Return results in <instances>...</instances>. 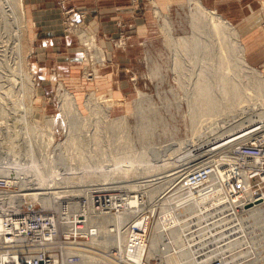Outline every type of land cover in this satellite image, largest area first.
<instances>
[{
  "label": "rangeland",
  "instance_id": "obj_1",
  "mask_svg": "<svg viewBox=\"0 0 264 264\" xmlns=\"http://www.w3.org/2000/svg\"><path fill=\"white\" fill-rule=\"evenodd\" d=\"M189 1L191 0L163 8L156 0H128L125 8L127 17L125 19L119 18L114 22L115 34L107 37L101 36L100 38L94 36V34H89L82 28L81 23L85 16L83 10L64 8L60 12L62 32L66 36L74 35L78 41L76 46L78 45L81 48L79 60L73 62L72 59L67 58L70 60L68 61L64 60V57L56 55H51L49 61V59H44L43 54H38L36 50L37 43L33 39L35 38L34 28L29 26L27 17H25L27 25L24 27L15 0H0V108L4 111L0 114V165L3 161L14 160V157L23 163L24 161L28 162L26 155L23 156V149L25 148L24 126L27 122L41 126L46 118L55 116L57 113L61 114V111L64 110V100L61 99L64 90L74 95L79 106L81 103L83 106V103L94 102L96 108H100L102 112L100 116V110L97 111L99 114L96 115V119L99 116L102 123L107 112V106L112 105L109 111L110 119L112 118L113 122L123 119L127 122H125L127 125L126 130L129 131L131 138L126 146L130 141L132 144H129L134 146L135 151H139L141 145L144 149L148 147L150 149L158 148L159 154L161 153L162 157L166 158L174 150L171 148L174 147L172 144L180 141L186 142L185 147L180 148L181 150H178L179 147L176 146V152L167 159L168 166L165 170L168 171V174L177 172V169L173 168L176 167V164H180L178 161H181L185 155L187 158L185 157L184 160H187L184 163H187L192 155L196 159L195 161L201 160L200 158L204 155H206L207 161L214 160L217 151L213 148L219 147L225 138L215 141L213 145H207L209 148H207V152L204 151L207 150L205 149V143L213 135L218 136V134L225 133L226 127V129L233 127L232 133L250 129L249 118L252 112L250 107L256 104L259 106L260 101L262 102L264 99V95L258 96L253 93V87H251L253 84L249 85L252 77L236 69L238 63L235 58L230 59L229 70L216 68L219 61L218 56L222 53L216 51L218 43L214 37L215 35L212 34L207 24L208 18L191 13L192 9L189 8L191 6ZM227 7L229 8L228 14L233 16L234 21L223 16L221 12H216L233 24L244 47L246 62L261 72L262 78H258V80H263L264 83V25H262L264 22L258 26H241L238 24L241 19H249V22H252L251 24L256 20L264 21V0H238V2L234 0L233 4L228 3ZM141 18L143 19V27L136 33V22ZM134 32L136 36L138 35L137 45H134L131 39ZM89 36L96 41L92 47L88 44L91 43V40L87 38V40H84L83 38ZM102 40L109 42V52ZM64 62L70 63L69 69L72 70L76 67L78 70L76 76L72 78L75 80L72 81L76 82V87H70L68 83L71 79L68 77L69 74L59 73L61 67L66 65H64ZM40 67H45L44 79L39 78L42 75L37 73ZM63 71L61 69V72ZM223 71L228 72V75L224 74L225 78L231 79L233 84L237 85L245 99L241 102L242 105L239 103L238 106L237 104L234 106L235 110L232 108L234 111L231 112V115L237 111L233 118L242 124L238 126L239 123L233 119L235 128L228 120L229 115L225 118L224 115L218 113V108L216 112L212 113L213 116L208 114L210 117L208 115L205 117V114L200 116L197 114L199 112H197L198 109L195 105L196 93L198 92L196 83L200 80V77L203 79L206 74L213 75ZM28 75L31 76L32 83L29 82L30 80L28 81ZM214 82L215 79L209 80L215 97L214 102H218L220 107H229V104L222 103L219 87H213V84L216 85ZM94 99H98L99 103H96ZM29 101L32 113L29 114L27 119H22L23 103H29ZM140 105L141 107H139ZM220 110L222 111V108ZM239 110L244 113L241 114ZM203 111L202 113H204ZM82 112L84 116L82 119L90 120L92 118L91 112L86 106ZM238 113L243 117L239 116ZM246 117H249L247 119L249 121L244 123ZM216 118L220 122L222 121V124ZM82 119L80 121L73 115L68 114L62 121H64V127L68 132L72 129L78 130L84 137H87V132L90 131L87 129L88 127L91 128L89 124L83 123ZM215 119L217 122H214ZM224 119H227L228 122ZM212 122L216 125H213ZM229 125H231L230 128H228ZM215 126L219 128L221 126L223 130L221 128L220 132L223 133H220L219 128ZM210 127L211 129H213L212 127L217 128L215 130L219 133L211 130L209 134ZM35 128L41 131V134L39 136L35 132L32 135V140L34 145L40 148V146H44L45 136L47 135L38 127ZM55 128L54 123L50 132H56ZM206 128L208 130L203 135L202 132ZM196 129H199V131ZM104 130L106 131L105 128L103 129L99 125L95 135L97 137L98 132L100 133L103 141L101 148L104 149L98 147L102 151L107 148L110 150L112 148L110 137L115 138L110 132H106L105 135ZM93 131L95 133V129ZM143 132H145L144 135H142ZM55 134L56 137H52L54 142L61 141L64 137V133L60 129H57ZM100 136L98 135V137ZM106 136L107 138H105ZM135 136H138V140ZM142 136L145 142L141 140ZM196 136H198L197 140ZM192 137L193 139H191ZM187 140L189 143L191 140L192 142L189 144ZM88 141L90 140L86 138L85 146H87ZM138 142L141 145H138ZM201 144L202 147L196 148ZM136 146L138 149H136ZM212 149L214 151H210ZM95 151L91 154L92 157L95 156L96 159L98 157L99 160L104 158V156L95 155ZM189 152H191V156ZM198 153L200 154L198 155ZM193 160L191 159L188 165ZM173 163H175L174 167ZM154 164H156L155 161ZM154 171L157 172V170ZM262 184L264 183L262 182ZM35 205L37 206V204Z\"/></svg>",
  "mask_w": 264,
  "mask_h": 264
},
{
  "label": "built area",
  "instance_id": "obj_2",
  "mask_svg": "<svg viewBox=\"0 0 264 264\" xmlns=\"http://www.w3.org/2000/svg\"><path fill=\"white\" fill-rule=\"evenodd\" d=\"M86 38L96 43L93 37ZM54 120L56 132L62 130L64 137L54 142L56 132L45 136V142L50 141L51 162L45 165L47 175L52 173L50 188L41 187L35 175L12 164L13 160L1 162L5 169L1 175L8 177L0 178L2 202L6 194L35 193L40 200L49 199L55 208H44L43 201L27 196L22 202H13L16 210L0 211V264H100L84 261L97 256L111 264H166L172 260L186 264L187 260L181 262L182 251L191 252L192 264H264V209H258L264 206V123L231 141L227 148H217L214 160L200 156L202 164L179 178L190 166L184 163L186 155L173 168L176 173L165 171L152 180L134 179L121 187L107 183L102 189L65 183L80 171L68 168L69 163L62 160L69 149L64 142L74 132L64 127L62 112ZM90 141L83 147L89 155L95 151ZM108 152L111 157L116 153ZM142 167L146 166L134 168L140 171ZM126 183L137 188H127ZM113 217L122 223L114 222ZM175 230L184 238L179 245L170 239ZM102 236L112 244L105 246ZM137 237L144 245L139 263L122 249L129 239H133L131 251L141 249ZM119 240L121 246L116 244Z\"/></svg>",
  "mask_w": 264,
  "mask_h": 264
},
{
  "label": "bare ground",
  "instance_id": "obj_3",
  "mask_svg": "<svg viewBox=\"0 0 264 264\" xmlns=\"http://www.w3.org/2000/svg\"><path fill=\"white\" fill-rule=\"evenodd\" d=\"M191 1H189V3H191V6L189 7L190 9H192L191 13L193 15H200V16L203 15L206 18H208L207 24L209 25L210 31L212 32V34L215 35L214 37L216 38V40H217L216 42L218 43L217 47H216V51L217 52L219 51L220 53H222V54H220V56H218L219 61H218V66H216V68L220 69V70H229V68H230V64H229L230 63V59H234L235 58L237 63H238V66H237L236 69H238L239 71H242L243 73L245 72L247 75H250L252 77L251 83H249V85L251 86L253 84V86H251V87H253L252 88L253 89V93H255L258 96H263L264 95V83H263V80H258V78L259 79L262 78L261 72L258 71L257 69H255L254 67L250 66L246 62L245 54H244V47H243L242 43L239 40L238 32L234 28L233 24L231 22H229L227 19H225L222 15L218 14L215 10L207 9L204 5H202L200 3V1H198V0H193L192 2ZM15 2L17 3L16 6H17V8L19 10V17H20L21 23L25 27L27 25V22H26V19H25L26 16H25V8H24V5H23V0H15ZM69 11H70V9H69ZM16 26H18V25H16ZM16 34H18V33H16ZM80 34L83 35L82 33H80ZM17 36H19V34ZM17 36H16V38H17ZM73 39L75 40L76 38H73ZM84 40H87L86 37L84 38ZM88 44H89V46L92 47L94 45L93 40H91V43H88ZM117 50H118V48H117ZM232 67H233V64H232ZM27 73H29V72H27ZM227 73L228 72H224L223 71L221 73H216V74L214 73L213 75L212 74H210V75L206 74L205 78H203V79L200 77V80H198L197 83H196V89H197L198 92L196 93V103H195V105H196V107L198 109L197 112H199V113H197V114L199 116L200 115H204V114H205L204 115L205 117L208 114L212 115V113L214 111L216 112V110L218 108V110H217L218 113H220L221 115H224L225 118H226V116L229 115L230 118H228V120H230L231 121L230 123L233 124L234 120L237 121V119L233 118V116L237 113V111H235L236 113H233L232 115H231V112L235 110L234 106L236 104H237V106H238L239 103H240V105H242L243 103H241V102L245 101V99H244L243 95L240 93L239 88L237 87V85L233 84L231 79H226L225 78V75H228ZM30 75H28V77H27L28 81L30 80L29 82L32 81L30 79L31 78ZM212 79H215L214 83H216L215 86L213 84V87H219V91L221 93L220 97L222 98L221 100H223L222 103L223 104H225V103L229 104V107L228 106L220 107L218 105V102L217 103L214 102L215 101V97L213 96V93H212V90H213L212 89V85H211V83H209V80H212ZM88 98H89V96H88ZM88 98H87V100H88ZM61 99L64 100L63 101V109L64 110L61 111L62 112V120L66 116H68V114H70V115H73L76 119L81 121V119L84 117L83 114H82L83 113L82 112L83 108H85V106H86L89 109V111L91 112L92 118H90V120L89 119H87V120L86 119H82L83 120L82 122L85 123V124H89L90 128H91V130L89 131L91 133V135H90L91 137H89L87 139L91 140V144L96 147L97 150L95 149L96 150L95 151V155L104 156V158L101 157L102 158L101 160H99L97 156H96L97 159L95 158V156H93L94 157L93 158L91 155H89L88 150H85V148H83L85 146L86 137H84L81 134V132H79L78 130L72 129L71 131H69V133L74 132V134H69L68 138L64 142V146L66 148H69V149H68L66 154L63 153V155H66L67 158L63 156L62 160L65 163H69V164H66V166L68 168L80 169V171L75 173L76 176L68 177L66 179L65 183H75L76 186H80V185L94 186V187L97 186L98 188L104 189L105 185L107 183H111V184L114 183V184L119 185L118 187H121L120 184H122V183H124L126 181L127 182H131L134 179L135 180L136 179L152 180V178L154 177L155 174H161V173L166 171L165 168H167V166H168L167 165V162H168L167 159L170 158L171 154L176 152L175 147L176 146L179 147L178 150L180 148L185 147L186 142H182V141L172 144L174 147H171V148H173L174 150H172L171 154L169 153L168 157L164 158V157H162L161 153L159 154V149L158 148H153L154 150L152 148L150 149L149 147L147 149H144L143 145H141L139 143L140 142L139 141L138 145L139 144L141 145V147H140L141 149L139 151H135L134 146L130 145V144H132V143H130V141H129L130 144L128 143V146H126L128 140H130V138H131V136L129 134V131L126 130V128H127L126 123L127 122L124 119L116 121V122H113V121L110 122L111 120H110L109 111H110V108L112 107V105L107 106V109H106L107 112L104 115V121L105 122L103 121V123H102L100 121L99 116L96 119V117H97L96 115L99 114V113H97V111L100 110V114H99L100 116L102 115V112H101L100 108H96V104L94 102L93 103H88V102L87 103H83V106H82V103H81V105L79 106V103L77 102V100L74 97V95L69 93L66 90L63 91V94L61 95ZM106 100H104V101H106ZM94 101H96V103H99L98 99H94ZM256 105H253L252 107H250V110L252 109L251 114L249 113L251 115V116L249 115L250 118L246 117V118H244L245 121H243L244 123H247L249 121L247 119L248 118L250 119V125H251L250 129H252L253 127H256L257 125H259L261 123H264V99H263L262 102L260 101V104H259V106L261 105L260 108H259L258 105H257L258 107ZM139 107H141V105ZM221 108H222V111L220 110ZM230 108L231 109L233 108L234 110L233 109L231 110ZM243 108H244V106H243ZM137 109H138V107H137ZM223 109H228V110H223ZM248 109H249V107H248ZM202 110H204L203 111L204 113H202ZM245 110H246V108H245ZM239 111H240L241 114L244 113V112H241V110H239ZM3 112L4 111L0 108V114L3 113ZM22 112H23V114L21 115L22 119H27L29 117V114L32 113V110L30 109V101H29V103H23ZM200 113H202V114H200ZM241 114H239V116H242ZM208 116L210 117V115H208ZM246 116H247V114H246ZM123 117H124V115H123ZM56 118H57V115L46 118L45 122L41 126L37 125V124H34V125L33 124H29L27 122L26 126H24V132H23V134H24V145H25V148L23 149L24 150L23 156L25 157V155H26V157H27L26 160H28V162L24 161V163H21V161L18 160V159H15V157H14V160L12 161V164H14V165H18V166L22 165V167L27 172H29V175H32V174L35 175V177L37 178V180H38L39 184L41 185V187H45V188L46 187L50 188V186H49L50 182L48 180H49V177L52 176L51 172H48V175H47V173L45 171V165L47 163L49 164L51 162V160L49 161L50 155L47 152V146H48V144L50 142L49 141L47 143L44 142V144H43L44 146H40V148H37L34 145V142L32 140V135L35 132L38 133V134H41V131L36 130V128H35V127H38L47 136H51L50 129L53 127V124L55 123L54 119H56ZM102 118H103V116H102ZM216 119L214 120V122H217ZM217 120L219 121V119H217ZM226 120L224 119V121H226ZM228 120H227V122H228ZM222 121H223V118H222ZM221 122H220V124H222ZM238 123H239L238 126L242 125L241 122H238ZM99 125H101V127L103 129L104 128L106 129V131L104 130L105 131V133H104L105 135L107 134L106 132H108V133L110 132V133H112V135H114L113 137H115V138L110 137L111 145H112V148H110V151L116 152L115 154L112 155V157L109 155L108 148L105 151H102L104 149V148L103 149L101 148V144H102L103 141L101 139V136H100L99 132H98V135L100 137H98V135H97V137H95V135L97 134V127H99ZM213 125H216V124L213 123ZM223 126H224V124L222 125V127ZM230 126L231 125H229L228 128H230ZM233 126L235 128L234 124H233ZM92 127H93V130L95 129V133L92 130ZM215 127L219 128L218 126H215ZM215 127H212L213 129H211V127H210L209 128L210 130L208 131V133L211 132V130L217 129ZM222 127L220 126L219 132H220V129ZM226 128H225V130L228 133H226V132L223 133L221 131L223 133L222 135L221 134H218V136H216V134L213 135V137H212L213 139L209 138V139H211V141H209V139H208V142L205 143V149L208 148L207 145H213V143L215 141H220V140H223L224 138H225L224 141L221 143V145L219 147H220V150L221 149H225L229 145L232 144L231 141L235 142L234 141L235 139H238L239 137H244V134L250 130V129L243 130V131L240 130L238 132L232 133L233 130H234L233 127L230 128V129H226ZM141 130H143V129L141 128ZM196 130L199 131V129H196ZM207 130H208V128H206V130H204L202 132L203 135H204V132L207 131ZM222 130H223V128H222ZM215 131L217 132V130H215ZM89 132H87V133H89ZM219 132H217V133H219ZM144 133L145 132H143L142 135H144ZM147 133H146V135H148ZM214 133H211V134H214ZM128 134L130 136L129 139H128ZM199 135H202V134H199ZM219 135H220V137H219ZM148 136H150V135H148ZM148 136H147V138H148ZM137 137H136V139H137ZM140 137H139V140H140ZM197 137L198 136H196V140H197ZM105 138H107V136ZM191 139H193V137ZM141 140H143V136H142ZM133 141H131V142H133ZM191 142H192V140H191ZM198 142H199V140H198ZM35 143H36V141H35ZM188 143H189V141H188ZM98 146L102 150H100ZM187 146H188V144H187ZM202 146L203 145L201 144V145L197 146L196 148H200ZM219 147H215L213 149L215 150V149H217ZM136 149H138V147ZM208 149L206 151H208ZM213 149L210 150V151H214ZM191 157L192 158L189 157L190 158V160L188 161L189 163L191 162V159L192 160L194 159L193 155ZM195 160L196 159H194L193 162L190 164V166H189L190 169L189 168H186V170L184 169L182 171V173L177 178H179L182 174H185L189 170H191L193 168H196V167H198V166H200L202 164V160H197V161H195ZM154 161L156 162V164H154ZM173 162H175V160H173ZM74 164H75V166H74ZM138 165H145L146 167H142L143 170L138 171L136 168H134V167H136ZM174 165H175V163H173V167H174ZM175 166H177V164ZM4 170L5 169L0 166V178H1V176L6 177L4 175H1V173H3ZM154 170H157V172H155ZM6 178H8V177H6ZM73 179H75V180H73ZM134 183H126V184H124V186L126 185L127 188L136 189L137 186ZM98 185H100V186H98ZM20 194L21 195H17L15 193L6 194L5 203L0 200V211L2 212L3 210H8L10 208H13L14 210H16L13 207V205H14L13 202L14 201L18 202V203L22 202V199H24L23 197L29 196L30 198L35 199L37 201L40 200V198L37 197V195L35 193H33V194L20 193ZM12 199H13V201H12ZM44 199L45 200H43V199L40 200L41 202L43 201L42 205H43L44 208H51V209L55 208V207H53L54 204L51 203L49 199H46V198H44ZM131 202L135 203V202H137V200H132ZM258 209H264V206L261 207V208L258 207ZM255 213H256V211H255ZM259 213H260V211H259ZM111 219H113V221L118 223V224L122 223V219H120V218H114L113 217ZM1 222L2 221L0 219V228L2 227ZM101 232H105L104 229L101 230ZM170 236H171L170 239H171V242L173 243V245L181 244L182 240L184 239L183 235H182V232H180L179 230H175V231L171 232ZM132 237L135 238L136 236L132 235ZM137 239H139L138 241H141L140 237H137ZM95 240L96 239H94V241ZM99 240H100V238H99ZM101 240H102V242H103V244L105 246L109 245V244H112V242H110L109 240L105 239V236H102ZM132 243H133V239L127 240L126 243L122 245V249L124 250V252L126 254L127 253L130 254V255H128V254L127 255L129 257L133 258V260H135L136 263H139L141 261V258H142V251H143V246L144 245H143V243L141 241L142 245L138 246L139 248L141 247V249H134L133 251H131V244ZM116 244L121 246V241L120 240H119V242L117 241ZM189 255H190V257H189ZM123 257H125V255H123ZM180 258H181V262L184 259V260H187L186 264H192L191 263V252L190 251H188L186 253L184 251H182L180 253ZM84 261L86 263H88V262H91V263L92 262H100V264H111V262L108 259L103 258L101 256H99V257L98 256L97 257H85ZM166 264H179V262H177V260H175V261L172 260V261H167Z\"/></svg>",
  "mask_w": 264,
  "mask_h": 264
},
{
  "label": "crops",
  "instance_id": "obj_4",
  "mask_svg": "<svg viewBox=\"0 0 264 264\" xmlns=\"http://www.w3.org/2000/svg\"><path fill=\"white\" fill-rule=\"evenodd\" d=\"M187 0H156V2L165 8L166 6H175L176 4L182 3ZM209 10H215L221 12L223 16L234 21L233 16H229L228 3L234 2V0H199ZM238 2V0H235ZM128 0H23L25 14L29 21V26L34 28L35 33L33 38L37 43V53L43 54L44 59L47 60L52 57L51 55H56L59 57H64V60L72 59L79 60L81 48L76 46L77 39H73L74 35L66 36L62 32V23L60 12L64 8H74L75 10L84 11V19L81 23L82 28L89 34H94L97 37L101 36H111L115 34V20L127 17L126 5ZM64 7V8H63ZM63 8V9H62ZM250 9V8H249ZM262 20H256L249 22V19H241L238 24L241 26H258ZM238 24H236L238 26ZM264 25V24H262ZM143 27V19H138L136 22L135 32L137 33L139 29ZM135 32L132 34V43L137 45L138 42ZM74 36V37H73ZM76 38V37H75ZM103 44L106 45L108 52L110 50V44L108 41L102 40ZM107 52V53H108ZM112 53V52H110ZM69 58V59H67ZM48 62V61H47ZM66 64V65H65ZM68 62H64L63 67H61L65 75L69 74L68 77L71 79L68 81L70 87H76V82H73L72 78L76 76L78 70L76 67L69 69ZM68 65V67H67ZM46 67V66H45ZM45 67H40L38 74L42 75L39 78H43V73ZM111 68V67H109ZM37 69V67H36ZM112 69V68H111ZM63 75V76H65ZM73 80V81H72Z\"/></svg>",
  "mask_w": 264,
  "mask_h": 264
}]
</instances>
